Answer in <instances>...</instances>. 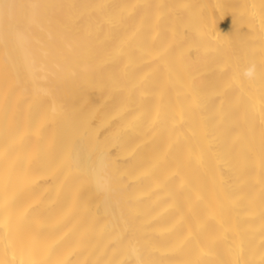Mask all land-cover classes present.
I'll return each instance as SVG.
<instances>
[{
	"label": "bare ground",
	"instance_id": "obj_1",
	"mask_svg": "<svg viewBox=\"0 0 264 264\" xmlns=\"http://www.w3.org/2000/svg\"><path fill=\"white\" fill-rule=\"evenodd\" d=\"M0 264H264V0H0Z\"/></svg>",
	"mask_w": 264,
	"mask_h": 264
},
{
	"label": "clouds",
	"instance_id": "obj_2",
	"mask_svg": "<svg viewBox=\"0 0 264 264\" xmlns=\"http://www.w3.org/2000/svg\"><path fill=\"white\" fill-rule=\"evenodd\" d=\"M246 75L251 76V75H252V71H251V70L248 71V72L246 73Z\"/></svg>",
	"mask_w": 264,
	"mask_h": 264
}]
</instances>
